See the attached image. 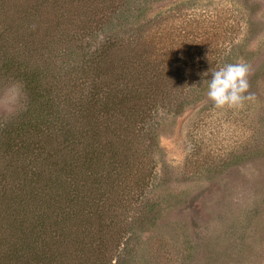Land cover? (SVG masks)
I'll return each instance as SVG.
<instances>
[{"label":"rangeland","instance_id":"374dc122","mask_svg":"<svg viewBox=\"0 0 264 264\" xmlns=\"http://www.w3.org/2000/svg\"><path fill=\"white\" fill-rule=\"evenodd\" d=\"M83 1L0 0V254L14 257L7 264H264V0ZM170 27L184 42L163 47ZM240 61L254 99L215 108L211 71ZM83 70L112 90L105 103L139 148L122 151L109 182L89 178L52 123L88 104ZM21 72L38 74L33 89ZM69 162L88 178L64 185Z\"/></svg>","mask_w":264,"mask_h":264},{"label":"trees","instance_id":"16d2710c","mask_svg":"<svg viewBox=\"0 0 264 264\" xmlns=\"http://www.w3.org/2000/svg\"><path fill=\"white\" fill-rule=\"evenodd\" d=\"M82 3H85V0ZM173 30H175L174 39L170 41V33ZM166 34L168 36L166 35V37H163L161 41L163 47L167 46V43H169L168 46H172L174 44L176 45L177 43L181 44L184 42V35L179 33V29L176 30V28L174 29L170 27ZM183 58H185V61H187L188 55L185 54ZM5 65L8 67L7 63ZM167 70L164 72H167ZM93 76L94 73L85 70L82 71L80 76L79 83H81L82 86L87 89L85 97L88 104L85 105V108H80V105L77 107V109L80 108L78 109L79 111L76 112L75 105H73L74 111H72L67 117L63 118L59 115H56L52 123L54 125H58L57 130L60 134V137H62L63 141L69 142V148H73L71 153L77 155V162H82L81 167L89 174V178L93 179V176H99L97 179L102 180L103 177L104 183L105 181H110V171L112 169L118 170L120 167V163L124 158L122 151L128 149L129 146H132L137 150H139V148H137V143H131L133 141L132 135L130 134L131 131L133 132L131 122L126 125L118 122L117 118L115 117L118 115V112L109 109L108 105L105 103L107 99H112L110 96L112 90L109 89L103 92L96 77L93 78ZM20 77H24L22 81L25 82L26 87L28 86L33 89V85L32 87L30 86L31 81L36 83L38 74H25V72H21ZM169 77L171 76L166 75L160 77L162 81L164 80V85L166 88H172L175 86L174 83H170ZM74 81L76 80L74 79ZM108 83L111 87H113L114 90L117 91V86L112 85L111 81ZM141 86L143 89H145L144 87H147L146 84H141ZM91 87L97 89V91H93V94L88 93L91 91ZM135 95L136 94L131 93L127 96H124L125 101H123L122 104L125 106L131 105V99L129 97H135ZM103 119H107V122L102 127L101 123ZM24 131L25 129L22 128L21 133ZM77 146H80L81 149L75 148ZM80 150H82V152H80ZM67 169L68 170L65 173L64 178H62L64 185L65 178H67L68 175H71L72 179H74L76 174H79L81 176L80 179L83 181L88 178H84L85 175L81 173L80 169L77 168L76 165L71 166L70 162ZM93 173L96 175H92ZM46 187L47 186H44L45 189L43 190H46ZM36 195L38 196V194ZM82 198L83 197L80 198L79 196L75 195L70 199V203L73 200L76 203L80 200L81 204H83L86 208H90V206L88 207L86 201ZM13 253L16 257L17 254L15 252ZM97 253L99 254L100 252L97 251ZM12 258L14 257H12L11 254H7L6 256L0 254V264H7V261L9 263L12 261Z\"/></svg>","mask_w":264,"mask_h":264},{"label":"clouds","instance_id":"9594fccd","mask_svg":"<svg viewBox=\"0 0 264 264\" xmlns=\"http://www.w3.org/2000/svg\"><path fill=\"white\" fill-rule=\"evenodd\" d=\"M250 74V65L243 61L226 63L217 70L211 71V79L207 80V97L214 107L243 108L246 100L254 99L249 92Z\"/></svg>","mask_w":264,"mask_h":264}]
</instances>
